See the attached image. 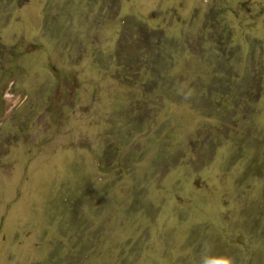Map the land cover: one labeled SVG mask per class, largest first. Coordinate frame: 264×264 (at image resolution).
<instances>
[{
  "label": "rangeland",
  "instance_id": "rangeland-1",
  "mask_svg": "<svg viewBox=\"0 0 264 264\" xmlns=\"http://www.w3.org/2000/svg\"><path fill=\"white\" fill-rule=\"evenodd\" d=\"M0 264H264V0H0Z\"/></svg>",
  "mask_w": 264,
  "mask_h": 264
}]
</instances>
